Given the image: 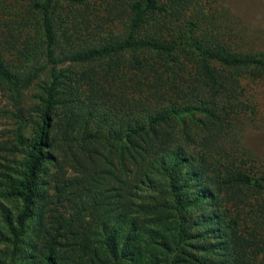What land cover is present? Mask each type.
<instances>
[{
	"label": "trees",
	"instance_id": "1",
	"mask_svg": "<svg viewBox=\"0 0 264 264\" xmlns=\"http://www.w3.org/2000/svg\"><path fill=\"white\" fill-rule=\"evenodd\" d=\"M210 1L29 0L0 17V92L17 123L14 146L0 149L19 154L0 170V264H264V168L241 141L256 113L242 81L264 79V51L197 11ZM43 74L27 136L17 106ZM60 113L62 143L90 165L48 193ZM123 175L126 198L110 185ZM64 193H88L73 202L76 219L92 218L88 233L72 230Z\"/></svg>",
	"mask_w": 264,
	"mask_h": 264
},
{
	"label": "rangeland",
	"instance_id": "2",
	"mask_svg": "<svg viewBox=\"0 0 264 264\" xmlns=\"http://www.w3.org/2000/svg\"><path fill=\"white\" fill-rule=\"evenodd\" d=\"M29 0H0V17L3 21L15 18L17 12H20L27 5ZM92 7L100 9L104 8L106 4L113 0H91ZM195 1V0H193ZM208 9V14L213 21L225 20L229 25H232L239 30V34L244 37L246 47L252 50L264 51V0H211L209 5L205 2L196 6L197 11L202 12V7ZM184 10H182L183 12ZM231 21V24H230ZM227 24V23H226ZM61 67L63 68H77L76 65L65 63ZM45 75H41L40 78L35 81L31 86L22 92L20 103L17 106L19 108V115L22 117V132L24 135H31L35 131L39 121L40 113L38 112V106L40 105V97L42 91L40 85L43 84ZM65 83H69L67 77L63 78ZM242 85L245 90L251 92L256 102V113L253 119L243 120V134L242 144L248 152H251L253 157L257 160L252 162L256 164L257 168H264V79H244ZM69 86V85H68ZM62 89L61 98L67 100L68 106V93L67 86ZM16 108L12 106V100L8 94L3 91L0 92V148H11L15 144V128L17 123L11 116V112ZM198 116V115H196ZM64 122V114L60 113L54 118V123L49 131V136L56 139L52 151L58 158V164L49 163L48 173L46 176L45 190L48 193H53L56 184L63 183L64 180L68 181L82 174V166L90 165V159L74 145L63 144V140L67 135L62 134V124ZM186 124L194 127L195 119L186 118ZM76 131H69L68 135L75 134ZM74 152L80 156L82 164L81 167L74 165L68 157L69 153ZM102 153H93L91 158L94 161H99ZM19 154L10 152L8 150L0 149V170L3 164H10L16 160ZM132 178L130 175H123L122 181H112L110 185L118 186L121 188V192L125 197L129 192V187ZM68 190V189H66ZM88 193H82L80 196L64 193L60 196V201L56 202L64 204L61 206V210H64L65 215H74L75 220L72 221V230H85L88 233L89 230L94 228L92 218L88 212H83L78 215L76 219V211L78 204L87 198ZM126 198V197H125ZM77 201V206L73 203ZM85 235V234H83ZM77 255V254H74Z\"/></svg>",
	"mask_w": 264,
	"mask_h": 264
}]
</instances>
